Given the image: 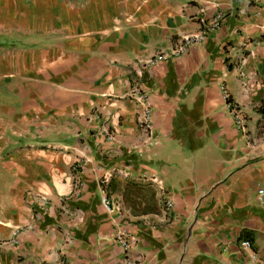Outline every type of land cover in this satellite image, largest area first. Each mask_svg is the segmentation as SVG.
Listing matches in <instances>:
<instances>
[{
	"label": "crops",
	"instance_id": "0c3cea01",
	"mask_svg": "<svg viewBox=\"0 0 264 264\" xmlns=\"http://www.w3.org/2000/svg\"><path fill=\"white\" fill-rule=\"evenodd\" d=\"M64 1L50 8L77 16ZM98 7L49 27L50 74L67 82L80 65L89 119L59 142L70 151L7 158L0 264H264V0H160L128 16ZM218 12L204 41L139 64L176 51ZM135 93L152 109L147 132ZM122 232L133 237L126 254Z\"/></svg>",
	"mask_w": 264,
	"mask_h": 264
},
{
	"label": "rangeland",
	"instance_id": "374dc122",
	"mask_svg": "<svg viewBox=\"0 0 264 264\" xmlns=\"http://www.w3.org/2000/svg\"><path fill=\"white\" fill-rule=\"evenodd\" d=\"M38 1L0 0V213L2 198L6 195L5 174L10 172L6 166L7 158L15 153L63 154L70 151L74 146L59 142L62 138L76 136L80 132L78 126L88 117L82 110L86 104L81 100L80 65L74 68V79L67 82L55 81V71L50 74V25H64V20L81 23V8L85 7V11L94 8V13L97 4V11L110 9L117 15L128 16L134 8L137 12L145 8L155 10L160 2L66 0L78 12L72 17L67 13V18L62 11L64 0H44L46 9L43 12L34 7ZM55 4H62V10L55 12L50 8ZM39 48L44 51L41 56ZM105 131L109 135V130Z\"/></svg>",
	"mask_w": 264,
	"mask_h": 264
},
{
	"label": "built area",
	"instance_id": "2783aa9c",
	"mask_svg": "<svg viewBox=\"0 0 264 264\" xmlns=\"http://www.w3.org/2000/svg\"><path fill=\"white\" fill-rule=\"evenodd\" d=\"M222 20H223V14L221 12H218L217 14H215V16H213V18H211L210 20L204 23V26L201 30V34L197 36L186 37L185 39H183L182 44L178 47L176 51H173L169 54H164V53L158 54L153 59H149L148 61H144V62L140 61L139 64L142 63L144 65L146 64L153 65V64L165 61L171 56H174V57L180 56L181 54L185 53L190 46L196 44L197 42L204 41V39L207 37L208 34L218 30L221 26ZM263 44H264V41H263ZM135 95L137 96V93H135ZM223 96H224V99L226 100V109L228 110V113L231 115L233 126L239 131H245L246 124L248 122L246 116L236 104L229 101V96L227 94L224 93ZM137 98L143 107L141 124L143 125L142 127L144 131L147 132L150 129L152 109L150 108L149 103L147 102L146 98L143 95H138ZM105 133L107 134V131H105ZM258 194L262 198V196H264V191L259 190ZM38 199L40 203L44 205L46 204V199L44 197H39ZM103 202L105 206L109 205V202L106 199H104ZM164 204L167 208H170L172 206V203L169 200H165ZM25 231L26 230H24V228H17L13 232L14 238L12 239V243L13 244L17 243L18 239L20 240V238L23 236ZM132 239L133 237H129L127 234L126 235L123 234V232L118 235V241L122 246L124 254L130 251ZM239 245H240V248L244 250L252 249V244L249 240H241Z\"/></svg>",
	"mask_w": 264,
	"mask_h": 264
}]
</instances>
